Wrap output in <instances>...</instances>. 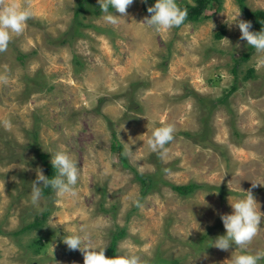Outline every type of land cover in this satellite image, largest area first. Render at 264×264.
Returning <instances> with one entry per match:
<instances>
[{
	"label": "rangeland",
	"instance_id": "374dc122",
	"mask_svg": "<svg viewBox=\"0 0 264 264\" xmlns=\"http://www.w3.org/2000/svg\"><path fill=\"white\" fill-rule=\"evenodd\" d=\"M143 1L126 14L110 9L122 18L110 24L96 13L98 0L85 1L79 16L81 0H0L32 12L0 51V264H84L63 243L68 234H87L86 243L113 258L120 230L115 256L228 264L235 246L224 251L211 240L226 234L220 217L232 212L229 198L251 189L264 212V53L233 24L236 14L247 16L237 0H221L199 21L157 32ZM246 5L264 11V0ZM167 124L175 133L161 161L147 142ZM115 137L135 152L126 167ZM61 146L79 169L76 195H45L42 187L33 204L37 170L46 176L40 156L50 162ZM193 183L202 188L189 197L173 189ZM45 212L40 228L23 231ZM245 248L264 253V221Z\"/></svg>",
	"mask_w": 264,
	"mask_h": 264
},
{
	"label": "clouds",
	"instance_id": "9594fccd",
	"mask_svg": "<svg viewBox=\"0 0 264 264\" xmlns=\"http://www.w3.org/2000/svg\"><path fill=\"white\" fill-rule=\"evenodd\" d=\"M133 0H98L103 19L110 24H117L120 16L114 14H126L127 8ZM147 11L151 14L150 19H146L148 24L157 32L179 27L187 18V10L182 9L176 0H156L153 7ZM240 14H236L235 22L241 32V40H246L248 45L256 49L257 53H264V30L259 32L250 31L252 24L250 21L239 19ZM32 17L30 7H21L12 2L0 6V51L7 49L11 39V33L20 34L24 31L26 22ZM227 40V39H226ZM264 65V56L258 58V65ZM6 127H10V121L3 122ZM175 127L172 124L156 127L148 139V147L152 152L157 153L158 159L167 161L169 158V148L166 147L174 139ZM138 152V151H137ZM133 152L125 143L122 156L131 159ZM51 165L56 170L54 177H46L42 170H37V179L32 183L31 197L33 204H36L41 196L42 187L51 188L57 197L76 195V184L79 176V169L72 155L67 151L61 150L51 154ZM170 173V169L164 170ZM43 182L42 186H38ZM256 187L253 184V188ZM244 192V191H243ZM246 195L229 198L232 209L231 214L221 215L226 234L211 240L212 247L227 251L235 246V252L228 264H258L264 258V253H249L245 245L256 235L259 226L264 221V212L260 211V206L256 202L254 195L249 189ZM87 234H68L63 237V243L69 250H80L83 253L84 264H144L141 257L128 252L119 253L113 258H107L104 247L96 249L86 243Z\"/></svg>",
	"mask_w": 264,
	"mask_h": 264
},
{
	"label": "trees",
	"instance_id": "16d2710c",
	"mask_svg": "<svg viewBox=\"0 0 264 264\" xmlns=\"http://www.w3.org/2000/svg\"><path fill=\"white\" fill-rule=\"evenodd\" d=\"M85 1L87 2L88 0H81L80 8L77 10L76 15L79 16V14L81 13L80 10L86 8V2ZM194 1H195V6H192V5L187 4V3H185L183 5H178L182 9L187 10L186 20L193 21V22L199 21L201 19V17H203L205 11H207V9L212 7L213 5L217 4L219 8H221V6H222L221 0H194ZM237 2L240 5L241 9L244 11L245 15L247 16L248 21H250L252 24L251 31L259 32L261 30H264V11H261V10L260 11H250V10H248L247 5H246V0H237ZM155 3H156V0H144L143 1V10L146 13H148L149 15H151L147 11V9L149 7H153ZM96 13L97 14L102 13L100 10V7L96 10ZM222 36H223V34H220L219 38H222ZM252 49H255V48L252 47ZM249 56L250 55L247 54L243 59L245 60V59L249 58ZM233 72L235 74H237V67L233 68ZM224 100H225V98H224ZM186 135L189 136V134H186ZM115 150H117V152L119 153V156L123 162V165L125 167L128 166L127 158L121 155V153L124 150V147L119 143V141L117 140L116 137H115L114 142H113V151H115ZM40 157L42 158L44 165H45V168H46V172H45L46 177H48V178L54 177L57 173H56V170L52 167L51 162L48 161V155L41 154ZM139 180L141 183L146 184V186H147V183H149L148 181L151 182V178L148 176L147 177L139 176ZM147 188H150V187H147ZM200 188H202V186L194 184V183L189 184V185H185V186H177V185L173 186L174 191H176L178 194H180L184 197L192 196ZM51 190L52 189L50 187L44 188L43 193L45 195H48L49 193H51ZM48 216H49V212L43 213V217L41 219L38 218L34 223L25 227L23 229V231H26L29 229H34V228H40L43 224L44 218L46 219ZM124 235H125L124 230H120V231H117L116 233L112 234V242L110 244L108 251L113 257L116 254L118 242L121 240V238L124 237ZM204 239H205V237H203L202 240H204ZM37 245H42V241L39 240L37 242Z\"/></svg>",
	"mask_w": 264,
	"mask_h": 264
},
{
	"label": "crops",
	"instance_id": "0c3cea01",
	"mask_svg": "<svg viewBox=\"0 0 264 264\" xmlns=\"http://www.w3.org/2000/svg\"><path fill=\"white\" fill-rule=\"evenodd\" d=\"M250 180V179H249Z\"/></svg>",
	"mask_w": 264,
	"mask_h": 264
}]
</instances>
